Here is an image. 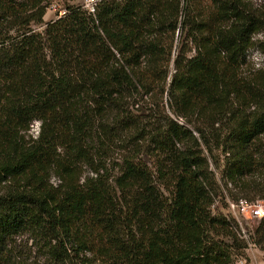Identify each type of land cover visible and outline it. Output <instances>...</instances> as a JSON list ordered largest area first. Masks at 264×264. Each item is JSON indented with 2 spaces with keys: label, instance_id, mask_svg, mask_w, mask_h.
Returning <instances> with one entry per match:
<instances>
[{
  "label": "trees",
  "instance_id": "16d2710c",
  "mask_svg": "<svg viewBox=\"0 0 264 264\" xmlns=\"http://www.w3.org/2000/svg\"><path fill=\"white\" fill-rule=\"evenodd\" d=\"M193 1L97 0L44 23L50 0H0V264L20 234L50 264H234L246 248L212 208L264 199V99L241 73L264 12ZM252 241L264 250V220Z\"/></svg>",
  "mask_w": 264,
  "mask_h": 264
},
{
  "label": "rangeland",
  "instance_id": "374dc122",
  "mask_svg": "<svg viewBox=\"0 0 264 264\" xmlns=\"http://www.w3.org/2000/svg\"><path fill=\"white\" fill-rule=\"evenodd\" d=\"M244 4L247 8L252 9V11L257 14L264 12V0H243ZM95 2L97 0H50V4L46 8L45 14L43 16V22L48 23L50 21L56 20L58 17L62 16L65 13V8L67 5L80 6L81 9L90 12L92 7H94ZM193 2H197V5L204 6L209 8L210 0H195ZM190 4H193L190 2ZM194 16V14H191ZM264 15V14H263ZM190 16V15H189ZM33 29L38 31H42L45 29V25H36L33 26ZM184 41V40H183ZM186 42V41H185ZM190 44H188V47ZM245 63L241 66V73L243 78L253 79L256 84L259 86L257 89V93L259 97L264 99V31L256 33L252 37V44L247 51V55L245 58ZM171 74V73H170ZM167 82L168 79H167ZM256 107L251 105L250 103L245 106V113H252ZM142 114H148L147 111H141ZM217 127V126H215ZM39 131V122L33 121L30 125L29 131L26 133L25 138H35ZM121 154L117 148H113L109 155L112 156L107 160L109 163L108 169L111 170V166L116 161V158L119 157L118 154ZM147 166H151L152 159H149L147 156L142 155ZM211 169L215 171L211 164ZM218 173V172H217ZM219 178V175H216ZM264 177V176H263ZM258 179V177H257ZM216 201L212 208V212H221L227 216H233L235 213L231 212L229 204L233 202L230 199L223 198H215ZM260 202L264 206V199H256L253 201H247V203H256ZM241 228L245 231L246 238V248L241 250L238 254L234 256V264L235 262L242 261L246 264H264V250H261L259 247H256L252 241L254 237L255 229L260 225V222L264 220L258 219L256 217L251 216L248 212L244 213L242 216H238L236 214ZM11 262L13 264H50L45 258L43 251L37 242L29 239L28 235L20 234L13 238L11 242Z\"/></svg>",
  "mask_w": 264,
  "mask_h": 264
},
{
  "label": "built area",
  "instance_id": "2783aa9c",
  "mask_svg": "<svg viewBox=\"0 0 264 264\" xmlns=\"http://www.w3.org/2000/svg\"><path fill=\"white\" fill-rule=\"evenodd\" d=\"M93 7L92 10H90V12H93ZM229 207L231 209V212L235 213L232 217L236 220L239 229H240V237L245 239V231L241 228L239 220L236 216V214H238V216H241L248 212L251 216L256 217L258 219H262L264 218V206L260 203V202H256V203H247L246 200L244 199H238L237 201H233L229 204ZM247 241V240H246ZM235 264H246L242 261H237L235 262ZM258 264V263H257Z\"/></svg>",
  "mask_w": 264,
  "mask_h": 264
}]
</instances>
